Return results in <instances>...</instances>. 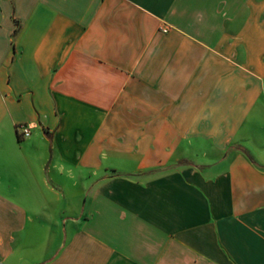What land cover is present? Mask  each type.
<instances>
[{"label": "crops", "instance_id": "crops-1", "mask_svg": "<svg viewBox=\"0 0 264 264\" xmlns=\"http://www.w3.org/2000/svg\"><path fill=\"white\" fill-rule=\"evenodd\" d=\"M0 264H264V0H0Z\"/></svg>", "mask_w": 264, "mask_h": 264}, {"label": "built area", "instance_id": "built-area-1", "mask_svg": "<svg viewBox=\"0 0 264 264\" xmlns=\"http://www.w3.org/2000/svg\"><path fill=\"white\" fill-rule=\"evenodd\" d=\"M162 31H165V29L162 28ZM15 131L18 139H23L29 135V128L23 123L17 124L15 126Z\"/></svg>", "mask_w": 264, "mask_h": 264}, {"label": "trees", "instance_id": "trees-1", "mask_svg": "<svg viewBox=\"0 0 264 264\" xmlns=\"http://www.w3.org/2000/svg\"><path fill=\"white\" fill-rule=\"evenodd\" d=\"M46 136L49 138L50 137V135L48 134V133H46Z\"/></svg>", "mask_w": 264, "mask_h": 264}]
</instances>
